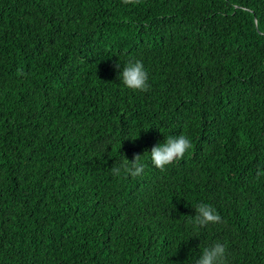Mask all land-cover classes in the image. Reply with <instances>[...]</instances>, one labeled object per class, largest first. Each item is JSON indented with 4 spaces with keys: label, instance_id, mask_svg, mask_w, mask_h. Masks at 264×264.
<instances>
[{
    "label": "trees",
    "instance_id": "trees-1",
    "mask_svg": "<svg viewBox=\"0 0 264 264\" xmlns=\"http://www.w3.org/2000/svg\"><path fill=\"white\" fill-rule=\"evenodd\" d=\"M133 58L147 91L119 78ZM201 203L221 220L196 226ZM217 242L264 264V0H0V264H195Z\"/></svg>",
    "mask_w": 264,
    "mask_h": 264
},
{
    "label": "clouds",
    "instance_id": "clouds-1",
    "mask_svg": "<svg viewBox=\"0 0 264 264\" xmlns=\"http://www.w3.org/2000/svg\"><path fill=\"white\" fill-rule=\"evenodd\" d=\"M119 69V78L123 85L134 91H147L149 88V74L145 68L143 61L139 58L129 59ZM190 147V140L184 136H169L154 145L149 153V158L156 168L164 169L174 160L181 158ZM142 155H137L132 161H129L130 166L118 165L114 166L111 171L113 175L120 176L122 172L127 173L132 177L139 176L143 173L145 164L140 158ZM194 224L196 226H206L209 223H217L221 217L215 207L207 203L199 204L195 209ZM195 264H227V247L225 244L217 242L214 245L206 247L196 258Z\"/></svg>",
    "mask_w": 264,
    "mask_h": 264
}]
</instances>
